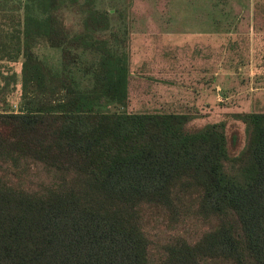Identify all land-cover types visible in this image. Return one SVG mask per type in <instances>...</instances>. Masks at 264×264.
<instances>
[{"label": "trees", "instance_id": "16d2710c", "mask_svg": "<svg viewBox=\"0 0 264 264\" xmlns=\"http://www.w3.org/2000/svg\"><path fill=\"white\" fill-rule=\"evenodd\" d=\"M81 5L0 0L32 94L0 111V264H264V111L232 114L238 146L224 121L189 129L188 113L121 110L129 71L109 40L126 42ZM158 211L171 229L205 226L157 248Z\"/></svg>", "mask_w": 264, "mask_h": 264}, {"label": "rangeland", "instance_id": "374dc122", "mask_svg": "<svg viewBox=\"0 0 264 264\" xmlns=\"http://www.w3.org/2000/svg\"><path fill=\"white\" fill-rule=\"evenodd\" d=\"M47 1L29 3L43 11ZM78 1L83 9L105 11L94 17L106 18L126 42L109 40L129 71L128 101L121 110L188 113L189 129L224 121L228 135L235 132L238 146L243 143L245 126L232 114L264 111V0ZM10 16L0 30V111H18L24 95H32L23 88L21 58L13 54L19 41L9 32L17 24ZM76 16L72 11L65 20L76 26ZM36 50L53 59L59 55L47 46ZM154 213L147 225L157 248L180 228L205 226L187 220L171 229L164 214Z\"/></svg>", "mask_w": 264, "mask_h": 264}]
</instances>
